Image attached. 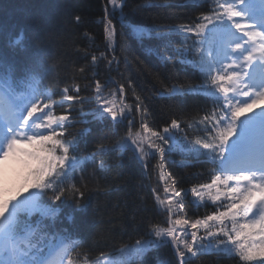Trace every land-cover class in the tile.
<instances>
[{"label":"snow or ice","instance_id":"snow-or-ice-1","mask_svg":"<svg viewBox=\"0 0 264 264\" xmlns=\"http://www.w3.org/2000/svg\"><path fill=\"white\" fill-rule=\"evenodd\" d=\"M204 3L206 11L165 30L129 20L128 0H104L103 50H84L91 57V77L85 66L74 67L70 80L57 84L59 92L42 83L50 71L44 48L48 21L33 19L30 45L24 29L0 21V264H145L150 251L163 247L174 254L168 264H194L213 253L238 264H264V0ZM150 6L152 0H145L132 11ZM114 18L141 42L159 40L154 51L162 60L179 59L203 78L199 84L161 82L162 94L200 95L210 106L157 125L130 82L97 78L101 62L118 71L115 50L122 34ZM174 34L191 45L173 48ZM18 53H24L23 62ZM88 89L90 95L81 94ZM86 103L94 105L88 113L82 107ZM86 115L109 122L115 138L80 154V140L90 129H70L85 123ZM120 125L124 131H115ZM174 151L205 157L213 165L207 182L181 186L167 161ZM110 152H131L150 178L156 177L151 211L162 217L143 216L145 232L123 244L116 257L103 251L93 255L64 226L84 210L89 181L108 169ZM9 158L23 163L25 171L10 175ZM189 193L192 200L186 202ZM69 203L73 210L63 215ZM209 204L214 211L189 215L192 205L207 209Z\"/></svg>","mask_w":264,"mask_h":264},{"label":"trees","instance_id":"trees-1","mask_svg":"<svg viewBox=\"0 0 264 264\" xmlns=\"http://www.w3.org/2000/svg\"><path fill=\"white\" fill-rule=\"evenodd\" d=\"M145 2V0H128L125 12L128 19L146 26H160L165 30L169 26L181 22H187L200 11H206L207 5L204 0H152V6L144 7L136 12L132 9ZM104 0H0V21L14 24L19 29H24L29 45L34 39V18L48 21V32L44 38L50 71L43 80L44 86L51 87L59 92L57 84L62 87L65 81L70 80L73 68L85 66L86 75L91 77L90 55L85 57V51L89 53L103 50V24L100 17L103 15ZM80 16V21L75 20ZM119 44L115 54L119 58L117 66L112 70L101 62L95 71L102 81L116 80L135 88L136 92L144 98L145 104L153 114L157 125L164 123L172 115L182 116L193 114L196 110L210 106L204 96L186 94L169 96L163 93L161 82L170 86L172 83L203 82L201 74L188 64H181L179 59L174 63L162 60L155 49L160 45L159 40H138L119 18H114ZM87 34V35H86ZM43 35V34H42ZM94 37V40L92 39ZM182 36H171L172 47L182 48L191 45L182 43ZM122 45V47H121ZM123 49V50H122ZM98 54V53H97ZM17 59L24 61V53L16 54ZM198 59V58H196ZM82 85L86 81L77 77ZM110 86L115 87L114 83ZM91 89L82 91V95H90ZM131 99V94L129 93ZM80 108L81 105H76ZM85 113L94 107L91 103L83 106ZM86 122L77 125L70 131L79 128L90 129L89 133L80 140V154L92 151L99 142L114 139V130L109 122L94 121L91 115L83 118ZM115 131H124L123 125ZM109 167L104 172H97L95 179H90L89 188L83 201L84 210L75 213V221L71 225L83 239L84 246L91 250L93 255L99 252L110 253L113 257L118 256V250L123 244H132L145 232L141 222L143 216H157L153 207L151 189L155 185L156 177L150 178L141 162L131 152L121 156L118 152H110L105 156ZM167 161L170 169L180 179L181 186L190 188L194 183L207 182L209 169L213 167L205 157H197L195 153H180L177 151L168 155ZM32 167L34 162H29ZM155 163V160L152 161ZM25 165L22 163L12 166L13 176L22 174ZM91 172V166L88 167ZM79 182V176L76 177ZM99 185V188L96 185ZM145 187L141 190V185ZM162 192V185L160 186ZM141 197L144 198L142 203ZM192 200L189 193L186 202ZM70 204V203H69ZM147 208L149 211H145ZM71 213L73 205L70 204ZM215 210V206L209 204L208 208H197L192 205L189 215H204L205 212ZM174 258L170 247H163L150 251L145 259V264H168ZM194 264H238V259L229 258L223 253L205 255L194 261Z\"/></svg>","mask_w":264,"mask_h":264}]
</instances>
